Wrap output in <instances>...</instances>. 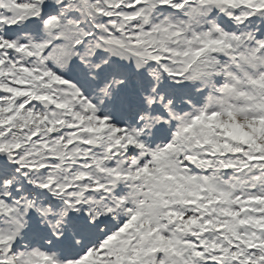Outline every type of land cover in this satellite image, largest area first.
Returning a JSON list of instances; mask_svg holds the SVG:
<instances>
[{
    "label": "clouds",
    "instance_id": "clouds-1",
    "mask_svg": "<svg viewBox=\"0 0 264 264\" xmlns=\"http://www.w3.org/2000/svg\"><path fill=\"white\" fill-rule=\"evenodd\" d=\"M29 2L39 13L21 17L0 0V139L18 144L0 150V191L18 202L0 215L4 264H175L159 237L264 195V138L208 120L264 127V0H141L120 43L82 0ZM67 27L90 35L61 52Z\"/></svg>",
    "mask_w": 264,
    "mask_h": 264
},
{
    "label": "snow or ice",
    "instance_id": "snow-or-ice-1",
    "mask_svg": "<svg viewBox=\"0 0 264 264\" xmlns=\"http://www.w3.org/2000/svg\"><path fill=\"white\" fill-rule=\"evenodd\" d=\"M17 13L23 17L39 13L35 5L29 0H11ZM141 2V0H82L84 10L88 12H95L98 15H103L112 21L109 26L117 34L112 35L106 40L108 43H120L118 33L123 31L122 19L131 20L139 13L134 12L133 8ZM171 0H161V3L168 4ZM238 2L250 3L251 0H223L225 4L235 5ZM179 5H177L178 7ZM257 8L264 7V4L255 5ZM46 12L47 9L45 8ZM55 18L46 20V24L52 23ZM71 23V22H70ZM90 35L89 33H82L75 27H67L66 30L60 33V37L66 42L65 45L60 46V51L63 52L66 48L82 46V38ZM142 42V41H138ZM12 47V45H9ZM41 47V45H37ZM151 62H156L161 59L158 55H151L149 49ZM165 71L169 69L164 66ZM59 79V77H53ZM8 91L14 95H18L16 89L9 88ZM204 113L193 118L194 123L202 121ZM220 113L214 112L208 117L209 122H214L218 127L225 129V135L230 136L235 141L244 143H255L257 138H264V127L257 126L247 120L243 123L235 120V113L231 110L227 111V116L231 119L220 121ZM247 125V128H245ZM188 128L192 124L187 125ZM3 129L0 128V137H2ZM18 144L2 142L0 139V150H7L9 148H16ZM257 147H264L257 145ZM233 151H237L233 149ZM251 160L255 157L249 156ZM264 159V157H261ZM256 180H264V176L254 177ZM8 193L0 191V215L11 214L17 211L13 201L9 204L6 197ZM29 204L24 207L28 208ZM264 195L256 194L249 195L247 198L240 197L237 201V206L233 208H225L223 212L226 216L231 217V220H225L223 223H213L210 219H204L200 222L196 216H191L184 220L185 227L190 231V235L184 241H175L166 237H159L161 243L158 248L164 249L176 257L175 264H264ZM200 208H205V205H200ZM192 226H198V230H194ZM209 229L215 230V238L208 234ZM155 231V229H153ZM12 236L0 235V251L6 250L3 248L5 240H11ZM154 249H149L153 251ZM0 264L4 261L0 260ZM165 264V261H161Z\"/></svg>",
    "mask_w": 264,
    "mask_h": 264
}]
</instances>
